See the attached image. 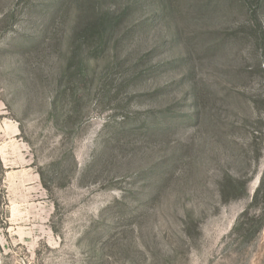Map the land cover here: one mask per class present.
<instances>
[{
    "label": "rangeland",
    "instance_id": "rangeland-1",
    "mask_svg": "<svg viewBox=\"0 0 264 264\" xmlns=\"http://www.w3.org/2000/svg\"><path fill=\"white\" fill-rule=\"evenodd\" d=\"M0 264H264V0H0Z\"/></svg>",
    "mask_w": 264,
    "mask_h": 264
},
{
    "label": "trees",
    "instance_id": "trees-1",
    "mask_svg": "<svg viewBox=\"0 0 264 264\" xmlns=\"http://www.w3.org/2000/svg\"><path fill=\"white\" fill-rule=\"evenodd\" d=\"M258 193H259V189H257V190L255 191V194H254V196H253V199H254V200L257 199V196L259 195Z\"/></svg>",
    "mask_w": 264,
    "mask_h": 264
}]
</instances>
